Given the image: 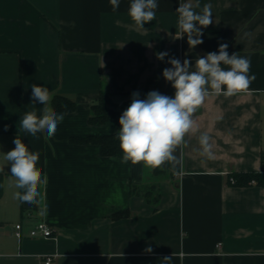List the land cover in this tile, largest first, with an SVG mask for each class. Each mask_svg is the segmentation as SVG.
I'll return each instance as SVG.
<instances>
[{
    "label": "crops",
    "instance_id": "crops-1",
    "mask_svg": "<svg viewBox=\"0 0 264 264\" xmlns=\"http://www.w3.org/2000/svg\"><path fill=\"white\" fill-rule=\"evenodd\" d=\"M157 2L156 18L137 29L128 15L131 0H120L115 11L109 0H0V264H45L47 255L51 264H264V186L229 179L233 171L264 166V0ZM182 3L198 13L211 5L212 24L201 29L203 43L195 48L187 35L180 37L176 9ZM221 43L229 55L250 59L255 80L246 92L209 95L193 114L187 145L176 149V160L166 162L169 169L159 177L157 205L131 193L132 184L148 181L142 163H121L122 154L104 155L98 145L72 141L115 132L133 92L141 99L153 90L173 96L162 75L171 67L168 59H188L195 70L196 59ZM159 52L169 55L161 61ZM102 81L116 116L91 124ZM32 84L77 102L72 112H58L66 115L52 138L18 131L32 109ZM35 107L42 115L43 105ZM205 133L211 158L200 155ZM17 135L40 154L46 216L15 198L21 190L3 154L15 147ZM124 210L130 213L114 217ZM40 220L54 227L55 237L29 235ZM18 222L24 223L21 238Z\"/></svg>",
    "mask_w": 264,
    "mask_h": 264
},
{
    "label": "clouds",
    "instance_id": "clouds-1",
    "mask_svg": "<svg viewBox=\"0 0 264 264\" xmlns=\"http://www.w3.org/2000/svg\"><path fill=\"white\" fill-rule=\"evenodd\" d=\"M109 3L115 11L120 0H109ZM158 6L157 0H131L128 15L137 29H144L156 18ZM176 11L179 13L180 37L187 35L190 48L202 44L201 29L212 24L211 5L205 4L198 13L191 4L182 3ZM227 48L228 44L221 43L218 51L198 57L195 70L188 59L181 63L177 58H169L167 62L171 67L164 68L162 75L175 90L173 96L153 90L141 99L138 92L132 93L131 103L119 117L120 128L116 133L122 151L121 163H142L148 169H156L175 161L176 149L187 145L185 137L194 128L193 114L209 95L230 97L249 90L255 80L254 74L250 75V59L236 52L229 55ZM168 55L159 52L157 59L163 61ZM31 89L32 109L21 117L18 131L37 138L38 133L46 132L48 138H52L66 113H58L49 106L52 94L47 87L32 84ZM36 102L43 105L42 115H38ZM210 139L206 133L199 136L200 155L208 158L213 155ZM13 143L15 147L4 153L3 158L10 165L15 188L21 190L15 192V198L21 203L36 205L39 215L46 216V205L38 190L43 183L41 170L37 167L40 154L30 151L18 135ZM145 251L150 253L152 249L147 247Z\"/></svg>",
    "mask_w": 264,
    "mask_h": 264
},
{
    "label": "trees",
    "instance_id": "trees-1",
    "mask_svg": "<svg viewBox=\"0 0 264 264\" xmlns=\"http://www.w3.org/2000/svg\"><path fill=\"white\" fill-rule=\"evenodd\" d=\"M50 106L57 112H72L77 107V102L72 97L64 94L56 93L52 96ZM116 116V110L111 99V91L102 81L99 97L91 106V112L88 121L91 124H104L113 120ZM120 125L115 132L110 134L92 133L82 136L72 137L73 142L84 144H95L100 147L104 155H119L122 151L119 147V141L116 139ZM262 162L264 165V152L262 153ZM169 169V165L165 163L160 168L153 169V177L155 181L147 182L143 185H131V193L143 196L147 202L157 205L161 197V188L159 177L162 173ZM4 173L0 172V197L3 195L4 189ZM233 178V181L231 180ZM230 182L238 186H246L256 184L264 186V166L259 171H233L229 175ZM128 210L119 211L114 217H122L128 215Z\"/></svg>",
    "mask_w": 264,
    "mask_h": 264
},
{
    "label": "built area",
    "instance_id": "built-area-1",
    "mask_svg": "<svg viewBox=\"0 0 264 264\" xmlns=\"http://www.w3.org/2000/svg\"><path fill=\"white\" fill-rule=\"evenodd\" d=\"M233 181V178H231ZM24 223L23 222H18L15 225V235L18 238H21L23 236V229ZM29 235L32 237H42V238H51L55 237V229L52 225H50L48 222L45 220H40L36 222L34 225L29 226ZM52 262V256L47 255L45 257V264H51Z\"/></svg>",
    "mask_w": 264,
    "mask_h": 264
},
{
    "label": "rangeland",
    "instance_id": "rangeland-1",
    "mask_svg": "<svg viewBox=\"0 0 264 264\" xmlns=\"http://www.w3.org/2000/svg\"><path fill=\"white\" fill-rule=\"evenodd\" d=\"M146 179H148V181H147L148 183L150 181H155L157 179L155 177H152L151 169L146 168Z\"/></svg>",
    "mask_w": 264,
    "mask_h": 264
}]
</instances>
